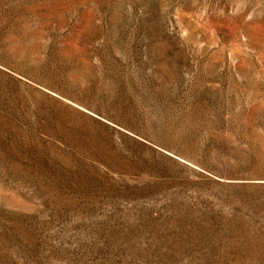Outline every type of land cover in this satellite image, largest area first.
<instances>
[{
	"label": "rangeland",
	"instance_id": "rangeland-1",
	"mask_svg": "<svg viewBox=\"0 0 264 264\" xmlns=\"http://www.w3.org/2000/svg\"><path fill=\"white\" fill-rule=\"evenodd\" d=\"M0 264H264V0H0Z\"/></svg>",
	"mask_w": 264,
	"mask_h": 264
}]
</instances>
